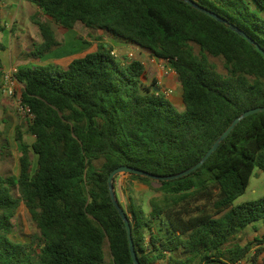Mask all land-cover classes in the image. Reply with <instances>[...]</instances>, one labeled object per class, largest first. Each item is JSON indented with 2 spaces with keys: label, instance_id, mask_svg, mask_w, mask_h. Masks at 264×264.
<instances>
[{
  "label": "trees",
  "instance_id": "1",
  "mask_svg": "<svg viewBox=\"0 0 264 264\" xmlns=\"http://www.w3.org/2000/svg\"><path fill=\"white\" fill-rule=\"evenodd\" d=\"M4 1L0 53L7 49ZM27 1L39 9L32 21L42 36L30 52L33 61L62 46L41 15L67 29L97 28L168 60L180 80L185 109L179 111L156 80L143 82L140 60H120L107 41L66 66L50 62L19 68L17 96L35 115L27 130L35 139L29 144L16 127L19 175H0V264H110L106 242L113 264H134L109 175L128 165L172 176L198 164L237 117L264 106V56L227 24L184 0ZM195 1L264 48V17L251 2ZM254 2L264 11V0ZM208 54L223 57L228 75L217 71ZM4 72L0 59L1 80ZM31 154L37 156L36 166ZM257 167L264 171V112L244 118L197 171L159 181L164 193L152 200L149 214L131 199L126 212L140 263L242 264L253 251L258 261L264 233L244 245L232 244L248 226L264 225V197L234 205ZM197 196L204 203L191 208L188 200ZM21 202L39 230L33 239L40 242L37 253L32 243L11 238ZM156 220H168L173 234L159 236Z\"/></svg>",
  "mask_w": 264,
  "mask_h": 264
},
{
  "label": "rangeland",
  "instance_id": "2",
  "mask_svg": "<svg viewBox=\"0 0 264 264\" xmlns=\"http://www.w3.org/2000/svg\"><path fill=\"white\" fill-rule=\"evenodd\" d=\"M248 1L264 17V11L258 7L254 0ZM3 8L4 16L8 24L3 34V40L8 48L4 53L7 68L5 69L6 74L11 72V70L37 65V63H57L55 60L61 61L59 64L62 65V63L65 64L72 58L95 51L98 44L102 41L110 42L116 46L119 42L103 30L97 28H82L81 30L67 29L51 22L45 15H41L44 20L52 24L62 46L52 52L53 54H49L43 58L41 62L33 61L30 57V52L37 43L42 41L40 30L32 21V15L38 12V7H33L30 3H23V0H5ZM210 8L214 9L212 6ZM132 46L134 48L131 47L128 50L118 46L114 52L124 62H127L128 59L140 60L146 70V77L142 79L143 82L151 84L154 80H160V89L162 91L172 90V93L167 95L168 98L179 111H183L185 109L182 97L183 90L177 74L174 72L166 73L168 63L162 59L155 58L148 50L136 45ZM195 51L199 53L197 46H195ZM130 55L132 56L130 57ZM208 57L211 63L216 66L219 73L224 76L228 75L223 57H214L210 54H208ZM154 65L156 66V71L155 68L153 69ZM5 96L7 95L5 94ZM6 98L8 99L6 107L0 105V175L4 177L11 175L18 176L20 171V149L15 140L16 127L19 126L24 131L25 140L29 144H32L35 139L34 136L27 133L29 120L18 110L15 98L10 96ZM31 157L36 166L37 156L31 154ZM114 185L118 201L121 202L126 211L129 210L130 203L134 200V202L141 205L143 210L149 214L153 209L152 200L161 198L164 193L159 181L154 180L151 183H141L132 179L129 174L123 173L116 176ZM12 193L16 198L20 197L17 186L12 188ZM261 197H264V171L257 167L254 170L251 183L246 192L234 202V205L237 206ZM197 198L198 196L191 197L188 200L191 208H195L204 203L202 200L198 201ZM14 224L15 229L11 238L16 242L32 243L37 253L40 242L38 239L34 242L33 239L39 236V230L23 202H21L17 210ZM154 225L156 232H160L159 236L167 238L173 234V232L171 233V226L168 220H156ZM263 233L264 225L259 221L254 227H248L234 236L232 244L244 245L253 241L255 237L261 236ZM147 240H149L148 234ZM105 253L106 260L110 264H113L108 242L105 244ZM254 253V251L251 252L243 260L242 264H261L264 261V254L259 257L258 261L254 262L252 259Z\"/></svg>",
  "mask_w": 264,
  "mask_h": 264
},
{
  "label": "water",
  "instance_id": "3",
  "mask_svg": "<svg viewBox=\"0 0 264 264\" xmlns=\"http://www.w3.org/2000/svg\"><path fill=\"white\" fill-rule=\"evenodd\" d=\"M184 1L187 2L189 5H191L192 7L196 8L197 10L207 14L208 16H210L212 18H214L218 22L223 23V24H227L230 27L231 30H233L236 33H238L239 35H241L249 43L255 45L257 50L264 56V48H262L254 39H252L250 36H248L246 34V32H244L242 29H240L236 25L230 23L227 19H225L224 17H222L219 14L215 13L214 11H212V10L202 6V5H200L195 0H184ZM258 112H264V106L263 107H257V108L249 109V110L245 111L241 116L237 117L232 122V124L227 128V130L220 136V138L214 143L212 148L206 153V155L203 157V159L198 164H196L195 166H193L189 170L181 172V173H179L177 175L158 176V175H155V174L149 173L147 171H144V170H141V169H138V168H134V167L128 166V165L119 166V167H117L116 169H114L111 172V174L109 175V179H108V184H109V188H110V192H111V197H112V200H113V203H114L115 207L117 208V210L120 213L121 218L125 222V226H126V229H127L128 240H129V245H130L131 257H132V260H133L134 264H141V263L139 261V257H138V254H137V251H136V248H135V243H134V239H133L132 225H131L130 218H129L126 210L124 209V207H122L121 204L119 203L118 198L116 196L115 185H114V181H115L116 176L119 175V174H122V173L123 174H135V175L148 177L150 179L158 180V181H170V180H174V179H178V178H182V177L188 176L192 172L197 171L209 159V157L218 149L220 143L223 142L229 136V134L233 131V129L244 118H246V117H248L250 115L256 114Z\"/></svg>",
  "mask_w": 264,
  "mask_h": 264
},
{
  "label": "built area",
  "instance_id": "4",
  "mask_svg": "<svg viewBox=\"0 0 264 264\" xmlns=\"http://www.w3.org/2000/svg\"><path fill=\"white\" fill-rule=\"evenodd\" d=\"M115 54V52H114ZM116 55V54H115ZM132 55H130L131 57ZM166 63H168V60H164ZM168 70L166 71V73L169 72H174L176 73L169 65L168 63ZM18 71V69H14L11 70V72L9 73H5L3 74L2 77V91L7 95L10 96L12 98H15L16 100V105L18 110L21 112V114H23L29 121H33V119L35 118V115L33 114L32 110L30 107H28L27 105H24L21 101V99L17 96V90L19 88L20 83L18 82V80L15 77L16 72ZM161 81L158 80L157 81V86H159V88L161 87ZM162 91V90H161ZM164 94L169 95L170 93H172V90L169 91H162Z\"/></svg>",
  "mask_w": 264,
  "mask_h": 264
},
{
  "label": "crops",
  "instance_id": "5",
  "mask_svg": "<svg viewBox=\"0 0 264 264\" xmlns=\"http://www.w3.org/2000/svg\"><path fill=\"white\" fill-rule=\"evenodd\" d=\"M23 3H26V4H27V3H30V2H28L27 0H23ZM30 5H32L33 7H36L35 5H33V4H31V3H30ZM7 25H8V24H7ZM2 41L4 42V40H3V35H2ZM4 43H5V42H4ZM109 43H110V42H109ZM5 44H6V43H5ZM6 46H7V45H6ZM113 46H114V49H115L116 47H118V46H119V47H122V48H125L126 50L130 49L131 47L134 48V46H132L131 44L128 45V44H124V43H120V42L117 43V46H116L115 44H113ZM135 48H136V47H135ZM7 50H8V48H7L6 50H4L3 52L0 53V59H1L2 63H3V65H4V68H5V69H7V68H6V64H5L6 62H5V58H4V53H5ZM115 50H116V49H115ZM51 54H53V53H51ZM73 59H74V58L70 59L69 62H67V63H65V64L62 63V65H64V66L68 65ZM58 61H59V60H58ZM58 61L55 60V62H57V64H59V63L61 62V61H59V62H58ZM63 61H64V60H63ZM154 68H155V71H156V66H155V65L153 66V69H154ZM1 85H2V80L0 79V105H3L4 107H6V102H8V99L6 98L7 96H5L4 92L2 91V87H1ZM19 87H20V85H19ZM3 97H4V98H3ZM251 178H252V177H251ZM250 183H251V180H250ZM250 183H249V185H250ZM248 187H249V186H248ZM256 223H257V222H255L254 224H252V225H250V226H248V227H251V226L254 227V226L256 225ZM248 227H247V228H248ZM247 228H246V229H247ZM263 254H264V253H263ZM263 254H262V255H263ZM262 255H261V256H262ZM261 256H260V257H261ZM258 260H259V258H258ZM242 262H243V261H242ZM261 264H264V261H263Z\"/></svg>",
  "mask_w": 264,
  "mask_h": 264
}]
</instances>
